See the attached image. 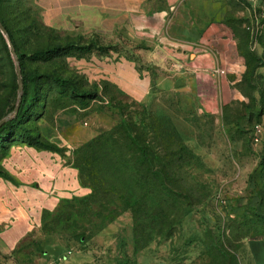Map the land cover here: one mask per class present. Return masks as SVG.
<instances>
[{"label": "rangeland", "instance_id": "1", "mask_svg": "<svg viewBox=\"0 0 264 264\" xmlns=\"http://www.w3.org/2000/svg\"><path fill=\"white\" fill-rule=\"evenodd\" d=\"M69 1L0 0V19L27 73L39 70L95 94L76 97L49 78L30 82L20 125L1 132L0 264H262L264 0H186L182 6V23L199 27L201 48L216 62L198 78L209 93L216 86V113L184 102L202 96L174 66L182 60L165 57L163 48L133 31L120 29L119 41L103 42L76 9L68 11ZM150 1L157 8L165 2ZM58 13L71 14L60 31L51 28ZM55 46L65 49L32 59L34 51ZM112 52L122 54L123 66L137 64L144 88L151 81L136 98L122 89L129 75L100 74L98 63L117 61ZM170 80L175 83L163 84ZM12 84L18 85L16 62L0 31V119L13 117ZM131 120L153 124L168 143L174 128L185 147L182 186L184 177L194 181L195 204L184 203L178 225L152 234L138 250L131 210L110 223L98 217L82 150ZM185 134L211 147L217 163L195 155Z\"/></svg>", "mask_w": 264, "mask_h": 264}, {"label": "trees", "instance_id": "2", "mask_svg": "<svg viewBox=\"0 0 264 264\" xmlns=\"http://www.w3.org/2000/svg\"><path fill=\"white\" fill-rule=\"evenodd\" d=\"M0 23L6 29L16 51L24 91L17 114H13L12 119H7L0 126V137L6 127L15 129L20 125L17 119L23 113L30 82L49 78L56 85L66 86L76 97L95 96L93 93L78 91L67 80H60L39 70L27 73L21 62L23 54L19 52L13 33L3 19H0ZM63 49L65 48L55 46L36 50L32 53V59ZM13 82L14 75L11 79V83ZM17 90L18 85L12 84V113L17 105ZM141 123L122 121L111 132L100 134L82 146V150L86 152L83 162L86 178L94 194L98 195L91 201L99 209L98 217L110 223L121 213L131 210L137 250L144 248L152 234H164L178 225V220L184 213L180 215L184 203L190 206L195 204L190 195L194 189L192 178L184 177L182 186L180 177L185 147L178 139L176 130L171 129L169 137L173 142L168 143L153 124Z\"/></svg>", "mask_w": 264, "mask_h": 264}, {"label": "crops", "instance_id": "3", "mask_svg": "<svg viewBox=\"0 0 264 264\" xmlns=\"http://www.w3.org/2000/svg\"><path fill=\"white\" fill-rule=\"evenodd\" d=\"M56 1L59 2L60 0ZM188 3L186 0H165L157 8L151 6L150 0H71L66 2V8L68 11H72L69 9H76L84 21H80L81 23L94 26L93 31L98 29L103 42L116 43L119 41L120 29L127 30L130 34L133 31L135 34L142 35L147 43L163 48L166 53L165 57L182 60V64L174 66H178L179 74L187 78L189 87H192L191 91L196 93L198 97L202 96L201 99L192 98V100H184V102L189 103L191 107L200 109V111L216 113L218 106L216 86L211 93L198 87V78L204 75V72L213 67L216 62L211 52L203 51L204 49L201 48L204 39L200 35L202 31L199 30V27L196 24L186 22V20H183L182 23V10L184 5ZM70 16L71 14L68 13L64 19L63 15L58 13L51 22V28L60 31L64 27L65 21L69 23ZM188 17L191 18L189 15ZM111 55H115L114 58L117 61L104 60L102 63H98L100 74L114 73L121 79H123L122 74L129 75L130 80H122V89L133 91L134 98L140 91L151 85L150 80L145 88L143 83H139L138 66L134 61H127L126 66H123L120 52H112ZM188 55L192 58L190 62L186 61ZM186 75H189V78ZM171 82L174 80L164 81L163 84L168 83L169 85ZM196 87L199 88L197 92ZM185 136L188 137V142L191 144V149L195 155L202 157L209 165L217 163L211 147L191 139L190 134H185Z\"/></svg>", "mask_w": 264, "mask_h": 264}, {"label": "water", "instance_id": "4", "mask_svg": "<svg viewBox=\"0 0 264 264\" xmlns=\"http://www.w3.org/2000/svg\"><path fill=\"white\" fill-rule=\"evenodd\" d=\"M0 31L4 34L7 42H8V45H9V48H10V52H11V55L14 59V61L16 62V73H17V77H18V100H17V105H16V108L13 112V114H17V111H18V108H19V105H20V102H21V96H22V89H23V83H22V78H21V72H20V67L18 65V57L16 55V51L14 49V46L13 44L11 43V40L7 34V31L6 29L4 28V26L0 23ZM184 89V88H183ZM182 89V90H183ZM8 119V117L6 118H3L2 120H0V126L2 125V123H4L6 120Z\"/></svg>", "mask_w": 264, "mask_h": 264}, {"label": "built area", "instance_id": "5", "mask_svg": "<svg viewBox=\"0 0 264 264\" xmlns=\"http://www.w3.org/2000/svg\"><path fill=\"white\" fill-rule=\"evenodd\" d=\"M263 9H264V5H263Z\"/></svg>", "mask_w": 264, "mask_h": 264}]
</instances>
